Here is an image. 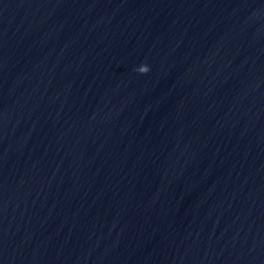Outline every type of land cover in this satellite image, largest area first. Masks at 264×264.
<instances>
[{"label": "water", "instance_id": "obj_1", "mask_svg": "<svg viewBox=\"0 0 264 264\" xmlns=\"http://www.w3.org/2000/svg\"><path fill=\"white\" fill-rule=\"evenodd\" d=\"M0 264H264V0H0Z\"/></svg>", "mask_w": 264, "mask_h": 264}, {"label": "clouds", "instance_id": "obj_2", "mask_svg": "<svg viewBox=\"0 0 264 264\" xmlns=\"http://www.w3.org/2000/svg\"><path fill=\"white\" fill-rule=\"evenodd\" d=\"M134 70L140 74H147L150 71V68L147 64H142L138 66L137 68H135Z\"/></svg>", "mask_w": 264, "mask_h": 264}]
</instances>
